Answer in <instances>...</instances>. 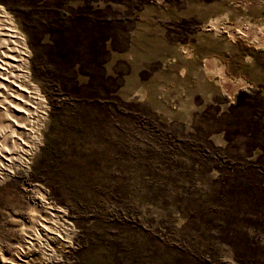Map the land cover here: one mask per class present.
I'll list each match as a JSON object with an SVG mask.
<instances>
[{"label":"rangeland","instance_id":"obj_1","mask_svg":"<svg viewBox=\"0 0 264 264\" xmlns=\"http://www.w3.org/2000/svg\"><path fill=\"white\" fill-rule=\"evenodd\" d=\"M0 11L37 100L0 259L25 237L19 264H264V0Z\"/></svg>","mask_w":264,"mask_h":264},{"label":"bare ground","instance_id":"obj_2","mask_svg":"<svg viewBox=\"0 0 264 264\" xmlns=\"http://www.w3.org/2000/svg\"><path fill=\"white\" fill-rule=\"evenodd\" d=\"M20 44L14 25L0 11V176L9 174L11 168H24L34 147L32 129L37 122V100L24 82ZM38 221L37 227L47 232L50 230ZM25 244L26 238L23 237L11 258H1L0 264L21 263Z\"/></svg>","mask_w":264,"mask_h":264}]
</instances>
